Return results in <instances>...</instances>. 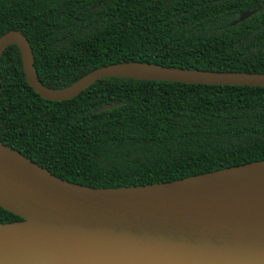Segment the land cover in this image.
<instances>
[{
	"label": "trees",
	"instance_id": "16d2710c",
	"mask_svg": "<svg viewBox=\"0 0 264 264\" xmlns=\"http://www.w3.org/2000/svg\"><path fill=\"white\" fill-rule=\"evenodd\" d=\"M244 11L254 13L231 25ZM9 30L28 41L50 89L121 62L264 73V0H0V36ZM108 104L118 105L99 111ZM0 142L87 187L169 182L264 161V87L112 77L47 101L28 87L9 45L0 57ZM18 220L0 208V223Z\"/></svg>",
	"mask_w": 264,
	"mask_h": 264
},
{
	"label": "water",
	"instance_id": "95a60500",
	"mask_svg": "<svg viewBox=\"0 0 264 264\" xmlns=\"http://www.w3.org/2000/svg\"><path fill=\"white\" fill-rule=\"evenodd\" d=\"M254 11L240 12L234 25ZM15 45L24 80L39 98L64 101L101 78L264 87V73L203 71L146 62L98 67L50 89L17 30L0 36V57ZM104 105L99 111L115 108ZM236 167L169 182L93 188L60 179L0 142V264H264V195L226 187Z\"/></svg>",
	"mask_w": 264,
	"mask_h": 264
},
{
	"label": "bare ground",
	"instance_id": "6f19581e",
	"mask_svg": "<svg viewBox=\"0 0 264 264\" xmlns=\"http://www.w3.org/2000/svg\"><path fill=\"white\" fill-rule=\"evenodd\" d=\"M219 179L226 187L264 195V163L227 171Z\"/></svg>",
	"mask_w": 264,
	"mask_h": 264
}]
</instances>
